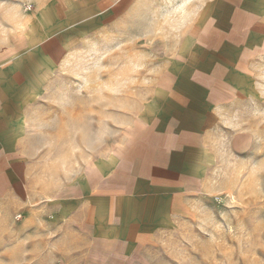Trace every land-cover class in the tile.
<instances>
[{
  "label": "crops",
  "instance_id": "crops-1",
  "mask_svg": "<svg viewBox=\"0 0 264 264\" xmlns=\"http://www.w3.org/2000/svg\"><path fill=\"white\" fill-rule=\"evenodd\" d=\"M123 1L32 0L0 13L11 21L0 28V206L36 216L77 264H139L192 206L226 192L240 199L237 179L244 203L264 206V0H155L169 37L147 95L107 151L63 175L46 171L53 135L36 121L46 86L70 44L97 22L107 28ZM81 127L87 141L92 126ZM77 135L74 124L68 147Z\"/></svg>",
  "mask_w": 264,
  "mask_h": 264
},
{
  "label": "rangeland",
  "instance_id": "rangeland-1",
  "mask_svg": "<svg viewBox=\"0 0 264 264\" xmlns=\"http://www.w3.org/2000/svg\"><path fill=\"white\" fill-rule=\"evenodd\" d=\"M31 1L0 0V13L10 11L13 16L14 8ZM121 10L107 28L99 30L97 22V30L70 44L58 74L46 86L36 116L46 136L53 135V140L44 139L46 171L63 175L107 151L129 117L124 114L133 112L147 95L154 61L162 54L157 49L169 37L161 34L166 30L164 3L124 0ZM9 21L0 15V28ZM256 79L264 90V60ZM260 102L264 109V99ZM74 124L77 145L68 147ZM86 124L92 126L87 141L81 127ZM222 169L228 172L229 165L224 163ZM237 182L243 194L244 178ZM241 195L236 200L226 192L192 206L143 248L139 264H264V206L246 204ZM17 210L15 205L0 206V264H77L55 248L45 228L37 227L36 216H19Z\"/></svg>",
  "mask_w": 264,
  "mask_h": 264
}]
</instances>
